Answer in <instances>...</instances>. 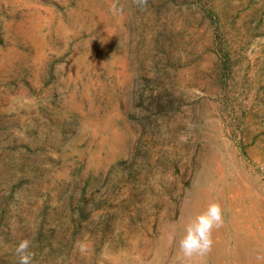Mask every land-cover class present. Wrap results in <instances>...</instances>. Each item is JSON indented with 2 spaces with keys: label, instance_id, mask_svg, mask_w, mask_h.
<instances>
[{
  "label": "rangeland",
  "instance_id": "1",
  "mask_svg": "<svg viewBox=\"0 0 264 264\" xmlns=\"http://www.w3.org/2000/svg\"><path fill=\"white\" fill-rule=\"evenodd\" d=\"M212 202L191 264H264V0H0V264H186Z\"/></svg>",
  "mask_w": 264,
  "mask_h": 264
},
{
  "label": "clouds",
  "instance_id": "2",
  "mask_svg": "<svg viewBox=\"0 0 264 264\" xmlns=\"http://www.w3.org/2000/svg\"><path fill=\"white\" fill-rule=\"evenodd\" d=\"M223 225V208L219 202H212L207 209L200 212L185 226L184 235L178 242V249L186 264H191L193 258L206 256L213 247V232ZM169 241L175 236L169 235ZM31 241L21 240L16 252L19 256L18 264H32L33 253L29 251ZM81 252L85 248L81 246Z\"/></svg>",
  "mask_w": 264,
  "mask_h": 264
},
{
  "label": "bare ground",
  "instance_id": "3",
  "mask_svg": "<svg viewBox=\"0 0 264 264\" xmlns=\"http://www.w3.org/2000/svg\"><path fill=\"white\" fill-rule=\"evenodd\" d=\"M240 252V251H239ZM249 252V251H248ZM251 252V251H250ZM239 254V253H238ZM240 256V255H239ZM244 256V255H243ZM241 257V256H240ZM245 260V259H244Z\"/></svg>",
  "mask_w": 264,
  "mask_h": 264
}]
</instances>
